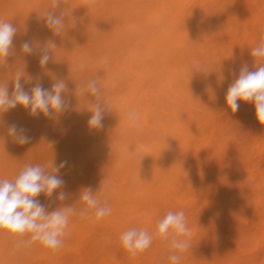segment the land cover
<instances>
[{
  "label": "bare ground",
  "instance_id": "bare-ground-1",
  "mask_svg": "<svg viewBox=\"0 0 264 264\" xmlns=\"http://www.w3.org/2000/svg\"><path fill=\"white\" fill-rule=\"evenodd\" d=\"M23 1L27 2V0H21V5H16L15 9L17 6L21 7ZM89 1L92 2V11L86 15L81 14L78 16L75 23H73L74 25H72V21L68 22L70 25L67 26H70V28L66 26L61 34H54L46 26L45 19L41 16L26 24L24 21V23H15L14 27L18 25L27 27L25 30L28 31V34V28H30L32 34L26 37V40L38 41L41 47L47 42H52L55 47L50 53L48 64L41 67L38 51L28 55L21 51V45L26 41L23 39L24 41L19 42L21 43L19 49L13 50L5 58L3 64H0V74H10L0 83H7L11 95L14 79L18 75L21 76V83L24 84L25 90L29 93H31V89L36 83H40L48 89L56 81L64 80L67 89L63 96L68 107L66 111L53 117H45L42 114L31 116L29 111L20 105L0 114V123L5 122L0 131V173L6 171L20 172L29 163L41 164L49 172H52L54 168L65 161L66 164L81 163L87 154V156H91L94 152L96 154L101 152L103 146L99 145L98 139L102 136V133L113 132L115 135L111 138L112 148H114L113 159L103 168L102 165L93 169L90 176L84 175V178L87 176V183H85L86 180H83L84 187H90L93 194H96L98 190L97 193H99L101 190L102 198V193L105 197L110 189L111 193L114 191L117 195L116 197L112 193L111 196V198L114 196V201H116V204L113 201L111 202L114 204L112 208L120 210L117 213L119 216L115 228L111 230L112 237L120 238L121 233L136 224L135 218L138 211L135 205L140 195L147 198H159L158 209L163 212L164 216L169 210L175 212L174 209L177 210L179 207V199L184 200L190 197H186L187 193L183 194L180 191L181 196L179 189L181 180L191 173L201 175L203 177L202 182L212 187L210 198L212 197L213 200V196H215L218 203L224 200L222 202L224 204L226 199L231 197V190L230 192L225 190L220 180L236 173L231 178L235 179L238 186L243 185L240 183L246 181L245 178L250 172L249 167L246 166V162L250 160V154L245 152L246 154L243 153L242 156L238 157L235 161L236 166L230 173H227L230 164L223 157L210 156L202 161H194L196 152L202 145L206 144L208 148L221 147L220 140L223 131L228 128V124L214 126L208 120L209 116L214 114L216 106L214 103L218 96L216 95V86L205 81L207 71H202L206 74L187 73L189 69H197L198 66L217 65V62L212 63L210 59L214 57V53L220 56L219 65L224 68L229 61L233 62L240 59L239 53L234 50L238 33L242 31L243 25L246 26L247 22L250 23L253 20L254 23H257L259 0H252L244 4H240L236 0H217V8H211L209 0H199L197 5L190 11L186 6L185 8L188 11L186 13L182 10V6L189 0H150L149 8L142 17L140 15L143 11L138 14L139 17L136 15L137 11L135 12L138 5L137 1L135 4L133 2L134 9V7L129 6V1L127 3L124 0L127 3L125 8L122 7L123 2L120 3L121 6L115 2L119 5L120 15L122 14L121 10L127 12L132 10L135 12H133L135 16L132 17V12L128 14L123 11V19L118 20H116L117 16H113L118 15L117 12H114L113 15L109 14L112 10L114 11L116 5L107 13L108 10L104 11V0ZM107 1H109L108 7H110L111 1ZM18 2L19 0L14 1L15 4ZM153 2L155 6L151 7ZM130 4H132L131 0ZM143 4L146 9L147 2ZM143 6H141L142 9ZM24 7L25 5L22 8ZM139 7L140 5H138V10ZM8 9L7 11H9ZM102 9L103 11H101ZM14 13H17V11L14 10ZM8 21L12 20L8 18ZM157 21L159 26L151 24ZM141 26H145V28L140 29ZM152 26L153 29H148ZM139 29L141 33L138 32ZM148 40H151V42L150 47L148 45L147 49L145 43ZM213 40L214 43H212ZM169 43L173 44L172 48L174 49L172 50L174 53L170 51ZM176 48L182 50L180 55L175 53ZM156 53L159 54V58H156L157 61L154 59ZM103 56L109 58L110 65L104 73H101L98 66L103 64L101 62ZM152 61L154 62L152 63ZM99 74L106 75L101 77ZM235 74H238V72L235 71ZM78 75L81 76L80 80H77L76 83L70 82L72 79L69 78L73 76L76 78ZM97 75L100 77V95L104 103L106 101L105 96H109L110 100L113 99L114 101L112 105L105 103V116L114 110L122 109V115L111 124V130L108 129L110 124L109 126L104 124L105 117L102 120V127L93 129L88 126V120L92 115L89 110L91 107L90 102L93 98L85 96L82 85ZM149 76L152 81L145 80ZM29 79H31V83H25ZM115 80V83H117V80H122L124 83L110 92L104 89V84ZM173 80H177L178 84L172 85L171 81ZM238 103L240 104L241 101H238ZM108 105H110V108H107ZM133 108L140 113V120L134 127L130 126L125 119L126 113ZM151 111L159 113L156 122H152L155 118L151 117L153 116L150 113ZM38 119L40 120L38 121ZM42 120L46 125L55 120H61L65 127L58 134L46 135L39 139L32 138V129L35 126L40 127L43 123ZM12 123L27 130L30 137L28 143L21 145L12 136L8 135L7 125ZM153 123H155V126ZM143 130L148 131V133L152 131L153 137L157 136V138L146 137L148 133L145 134ZM206 132H209V139L202 144L198 137ZM61 143H64V146L58 147ZM76 143L80 145L77 146ZM246 143H243V146ZM184 147H191L192 150L185 151ZM130 161L132 163H128ZM100 167L101 169H98ZM95 170L96 172H94ZM107 171H111L109 173L112 177H110V174L104 176ZM85 184L88 186H85ZM91 184L94 185L91 187ZM72 188L76 189L75 186ZM69 193H71L70 190ZM73 196L74 199L76 196ZM101 197L99 199L103 202L104 199L102 200ZM261 197L264 199V192L254 201L261 200ZM76 198L78 205L82 201H79V197ZM108 199L109 194L107 202ZM229 201L227 200V203ZM62 204L59 203L58 205L62 207ZM82 205L77 208L82 207ZM55 206L54 209L57 208L56 203ZM68 206L70 205L68 204ZM111 215L107 216L108 219L111 218ZM262 215L264 218V214ZM72 219L73 217L70 220ZM198 221L202 223L201 219ZM73 222L77 224V221L73 220L72 225ZM86 226V224L85 226L83 224V229ZM155 227L156 225L149 227L148 230L144 229L149 233H153ZM71 229L73 230L72 227ZM79 229L82 230L81 225ZM241 232L243 231L241 230ZM73 233H75V229ZM153 241L156 243L160 241L159 245L162 246L168 244V241L161 238H154ZM259 243H261V240L257 243V246ZM100 244L102 242L98 237L95 247ZM11 248H13L14 253L15 247ZM91 249L94 250V246ZM236 249L240 250V245L237 244ZM92 250L91 253L93 254ZM117 251L120 252L121 250L118 249ZM156 252L159 253L158 246L153 249L154 255ZM230 252L229 255H224V259H222L223 256L219 252V258L222 256L221 260L217 257L216 259H219L218 262H220L236 257L237 260L238 252L234 251L232 255ZM210 256L214 258L213 254ZM95 257L97 258V256ZM104 263L106 262L103 261L102 264Z\"/></svg>",
  "mask_w": 264,
  "mask_h": 264
},
{
  "label": "rangeland",
  "instance_id": "rangeland-1",
  "mask_svg": "<svg viewBox=\"0 0 264 264\" xmlns=\"http://www.w3.org/2000/svg\"><path fill=\"white\" fill-rule=\"evenodd\" d=\"M14 1L16 0H0V19L8 21L9 18V20H12L10 21V23L13 26L15 25L16 22L18 23L25 22L26 24L30 21H33L34 19H38L40 16L44 18L43 17L44 12L48 8H50L52 4V0H32L31 2L30 0H27V2L23 1L24 4L22 3V6L21 7L19 6L20 7L19 10L18 9L19 7L17 6L15 9V6L19 4L21 5L20 2L21 0H19L17 4H15ZM104 1H105L104 11L108 10L107 13L110 11V9L111 10L113 9V6L116 5V7H114V11L112 10L111 13L109 12V14L112 15L115 14L116 12L118 13V15L117 14L113 15L115 17L117 16L116 20L123 19V13L127 12L121 10L122 14L120 15L119 13L120 9L118 10V6L120 5V3L122 4L123 2L122 7L125 8L129 1V6L132 8L134 7L135 9V5H133V2L135 4L137 1L140 7L144 5L143 3L147 2L148 5L147 4L145 5L146 9L143 6V9L142 7L141 8L139 7L138 10V5H137V8L135 9V12L137 11L136 12L137 17H139L138 14H141L142 11L143 13L142 15H140L141 17L146 13L145 11L147 10V8H149V3H150L149 2L150 0H145V1L131 0L132 4H130V0H125L127 3H125L124 0H110L111 6L108 7L109 1L107 0ZM198 1L199 0H189L184 6H182V10L185 11V13L188 12L187 8H185L186 6H188L189 11L192 10L197 5ZM209 1L211 8H215V7L217 8L216 6L217 0H209ZM236 1L240 2V4H244L252 0H236ZM115 2L118 3L119 5L116 4ZM24 5L25 7L22 8ZM153 6H155L154 2L151 7ZM257 6L259 12L257 23H254L253 20L250 23L247 22L246 26L243 25L242 31L238 33L234 50L235 52L239 53L240 55L239 60L233 62L229 61L225 68L220 67L219 65L220 56L217 53H214L213 54L214 57L210 59L212 60V63L217 62V65L215 64L203 65L202 67L198 66L197 69L196 68L189 69L187 73V74H206V73H202V71H207L208 74L205 81L210 85L213 84V86H216L215 88L216 95L218 96V99L214 103L216 104L214 108V114L210 115L208 120L210 121V124L214 126H222L228 124V128L225 131H223V135L220 140V144H221L220 148L206 147V144L204 143L209 139L208 137L209 132L199 135L198 140L200 139V142L204 145H202L197 150L196 156L194 157V161L196 162L202 161L203 159L210 156L223 157V159L228 161V163L230 164L227 172L230 173L233 171L234 167L236 166L235 164L236 159L242 156L243 153L246 154L245 152H247L250 154L249 156L250 160L247 161L248 163L246 162L247 164L246 166L249 167L248 170L250 172L248 176L245 178L246 181L241 183L239 182L240 184H243L241 185L242 187L236 184L235 179L231 178L232 176L231 174L230 177L226 176V178L220 180V183L222 184L225 190H228L229 192L231 190L230 192L231 197L229 199H226L224 204L222 203L224 201V200L222 201V199H221L222 202L219 201L218 203V199L215 196L213 197L214 199L216 198V200L214 199L212 200V197L210 198L212 187L202 182L203 177L201 175L199 174L194 175V173H191L181 180L182 181L180 182L181 190L179 189V192L182 191L183 194L187 193V196L186 195L185 196L186 197L190 196V197L184 200L183 199L181 200L180 198L178 201L179 207L177 206L178 207L177 210L174 209V211L177 212L183 210L185 212V215L187 217V225L190 230L189 239H190L191 247L189 248V250H187L182 254V259L180 261V264H264V218L262 215L264 214L263 213L264 199L261 197L262 198L261 200L257 199V201H254V199H256L262 192H264V181H263L264 125H261L256 119L255 107L253 103L241 101V103L239 104L238 111L233 113L231 109L228 107L225 99L228 87L238 75V74H233L232 70L237 71L239 73L240 67L244 64H247L249 70H253V71L257 67L254 58H252L250 55V51L253 47L257 45L261 35H264V0H259ZM91 7H92V2L89 0H74V1L64 0V2L61 4V7L57 9L58 10L57 14L65 11L67 8L66 12L68 14L64 18L65 25L67 26L71 21H72L71 22L72 25H74L73 23H75V19H77L78 16H80L81 14L86 15L87 13H90L92 11ZM10 8L13 9V11H11ZM7 9L9 11H7ZM14 10L17 11L18 14L14 13ZM101 11H103V9ZM130 12L133 13L134 11L129 10V12L127 13L129 14ZM27 13L30 14L28 15ZM132 13L131 15L132 17H134L135 14L133 13L134 14L133 15ZM151 24L152 25L156 24L157 26H159L158 21ZM15 28L16 29L19 28V29H17L16 35L14 36L13 39V50L19 49L18 47L21 44L19 42H22L23 39L26 40V37L32 34L30 28H28L29 34L28 31L26 32L25 30L27 29V27L25 28L24 26L18 25ZM68 28H70V26ZM142 28H145V26L140 27V29ZM140 29L138 30V32H140ZM148 29H153V26L152 28H148ZM150 42L151 40H148L145 43L147 49H148L147 47L148 45L150 47ZM212 43H214V40L212 41ZM169 44L171 48L170 51L173 52L172 50L174 49L172 48L173 44L172 43ZM174 51L178 55L182 53V50L180 48H176ZM156 58H159V54L157 53L156 56L154 55V59ZM157 60L158 59H156V61ZM153 62L154 61H152V63ZM98 68L101 73L102 72L104 73L106 70L103 64L99 65ZM8 75L10 74H0V81L4 80L6 77H8ZM103 75L105 77L106 74H99V76L101 77H103ZM80 77L81 76L78 75L76 76V78H74L73 76L72 78L69 79H72L70 80V82L76 83L77 80L81 79ZM149 78L150 76L146 77L145 80L152 81V79L150 80ZM155 81H157V79H155ZM115 82L116 80L107 82L106 84H104V89L109 90L110 92L120 87L124 83V81L122 80H117V83ZM171 84L175 86L178 84V81L173 80L171 81ZM105 100H106L105 103L110 105H112L114 102L113 99L110 100L109 96H105ZM110 105H108L107 108H110L109 107ZM121 113H122V109H119L110 112L109 115L108 114H106V116L105 114L103 115V118L105 117L104 124L107 126H109L110 124L108 129L111 130V124L120 118V115H122ZM150 113H152L153 115L151 117L155 118L154 120H152V122H156L157 119L156 117L159 116V113L157 111H151ZM39 120L40 119H38V121ZM42 121L43 123L40 125V127L35 126L32 129V133H33L31 134L32 138L35 137L39 139L46 135L58 134L65 127L61 120H55L49 125H46V123H44V120ZM4 123L5 122L0 124L3 125ZM153 124L155 126V123ZM1 129L2 127H0V131ZM143 131L145 134L148 133V131L146 130ZM151 132L152 131H149L146 137L157 138V136L153 137ZM113 135H114L113 132L102 133V136H100V138L98 139L99 145L103 146L100 153L96 154V152H94L91 156H87L88 155L87 154L86 156H84L85 159L82 160L81 163L78 164L68 163L66 164L65 167L60 169V171L57 174L60 177H62L63 180L65 181L63 188L58 189L56 192L53 193L51 197H47L43 193H41L38 197H36V199L39 200V202L45 206L47 211L49 212L53 211L54 207H56L55 203L57 205V208L58 206L60 207L61 203H63L62 206H68L69 204L70 206H74L76 208L79 205L83 204L81 202L78 203L77 205L78 200L76 198V197H80L79 193H81V191L85 189L83 180H86L85 183H87L88 182L87 176H90L91 172L93 173V169L102 165L103 168L104 166L108 165L114 157V148H112L113 143L111 142V138L115 136ZM243 143L244 144L246 143V145L243 146ZM63 144L64 143H61L58 147L64 146ZM75 145L79 146L80 144L76 143ZM188 149L192 150L191 147H184L185 151H187ZM128 163H132V162L130 161ZM98 169H101V167ZM96 170L94 172H96ZM109 172L107 171L106 172L107 174H104V176L110 174ZM18 173L19 172L6 171L4 173H0V178H6L12 180L16 177ZM86 174L87 176H85L84 178V175ZM110 177H112L111 174ZM97 183L99 184V182ZM93 185L94 184H91V187ZM74 186L76 189L72 188ZM85 186L88 185L85 184ZM69 190L71 193H69ZM60 191L66 192V199L63 201H60L58 199ZM77 192H78V196H77ZM110 193H111V189L109 190L108 193L109 199L111 201L108 199V202L110 201V205L112 207L114 204H116V201H114L115 200L114 196L111 198L112 193L116 197L117 195L115 194L114 191L111 194ZM182 193L180 192L181 196ZM108 194L107 196L105 195V197L108 198ZM97 195L99 198L101 197V190L99 193H97ZM72 196L73 197L76 196V197L73 199ZM102 196L103 198L101 197V199L105 200L103 193ZM227 200L228 201L230 200L231 203L230 201L229 203H227ZM112 201L114 204L111 203ZM59 203L60 205H58ZM135 206L137 208L138 215L135 218L136 224H134L133 226L137 228H141V229L145 228L148 230L149 227H153L154 225L157 224L158 220L164 217L163 212L160 211V209H158L159 198H147L143 195H140L138 198V202ZM112 210L113 211L111 213L112 214L111 218L108 219L109 217L108 216L107 218L105 217L99 221L95 220L94 217L90 219H80L79 217L76 216L74 219V216H72L73 219L70 220L69 222L70 225H68L66 230V236L64 237V242H67L65 243L67 245L64 244L63 247L58 252H52L44 248L38 242L33 243L30 246L17 249L15 247L16 239L7 232L0 231V247H1L0 264H102L103 261L106 262L104 264L107 263L108 264H170V261L168 259V256L170 254V249L168 247V244L166 246L159 245L160 241L157 243L153 241L151 247H149L145 252L137 256H132L129 253H127L121 247L120 238H114L111 235V230L115 228V224L118 220L119 215L117 213H119L120 211V210L118 211V209L116 208H112ZM106 219L107 221H105ZM199 219L202 220V223L198 221ZM73 220L77 221V224L73 222L74 224H76L75 225L76 228L74 224L73 225L71 224ZM83 224L84 226L85 224L87 225L84 229H83ZM80 225L82 226V230L81 229L78 230ZM71 227L73 228V230L75 229V233H73ZM241 230L243 232H241ZM100 234L101 236H99ZM97 236L101 240L102 244L97 245L95 247L96 241H98ZM258 239L259 241L261 240V243H259L260 245L258 244L257 246V243L259 242ZM92 240H94V242H92ZM237 244L240 245V250L236 249ZM93 246H94V250L91 249V247L93 248ZM157 246L159 249V253H157L158 252L157 250L156 252L157 254L155 253L154 255L153 249ZM11 247H15L14 253L12 251L13 248ZM118 249L121 251L120 252L117 251ZM91 250L93 254L91 253ZM233 250L235 252L236 251L238 252V253L236 252L238 257L237 260L236 257H232L231 260L230 258H228V260L218 262L219 259L221 260L222 256H223L222 259H224L225 254L229 255L230 251L232 255L234 252ZM219 252L222 255L220 256V258H219ZM215 253L217 254V256ZM212 254L214 255V258L210 256ZM95 256H97V258L99 259L97 260ZM216 257L219 259H216ZM11 261L13 263H10Z\"/></svg>",
  "mask_w": 264,
  "mask_h": 264
},
{
  "label": "clouds",
  "instance_id": "clouds-1",
  "mask_svg": "<svg viewBox=\"0 0 264 264\" xmlns=\"http://www.w3.org/2000/svg\"><path fill=\"white\" fill-rule=\"evenodd\" d=\"M64 0H52L43 17L46 26L54 33L61 34L65 30V16L63 11L57 14ZM17 29L10 23L0 19V64H3L13 50V39ZM54 44L47 42L43 47L38 41L26 40L21 45V51L28 55L39 52V64L44 67L50 60V53L54 50ZM254 58L256 69L249 70L247 64L240 67L235 80L230 84L226 92V103L233 113L239 109L238 101L251 102L255 107V116L261 125H264V35L250 51ZM101 62L107 68L110 60L107 56L101 58ZM233 74H235V71ZM20 75L14 79V87L11 95L7 83H0V114L7 112L17 105L29 111V115H43L53 117L67 110L68 104L63 94L67 85L64 80H58L51 88H44L36 83L31 93L25 90L21 83ZM100 77L90 78L82 85L85 96L93 98L89 110L92 115L88 120V126L96 129L102 127L105 111V103L100 95ZM31 83V79L25 81ZM125 119L130 126H136L140 120V113L135 108L130 109ZM3 125L0 124V127ZM7 133L16 142L23 145L29 142L27 130L15 123L7 125ZM62 162L52 172H49L41 164H26L12 180L0 178V231L7 232L16 239L17 249L39 243L44 248L58 252L64 245V237L70 218L77 216L80 219L95 218L99 221L112 213V207L104 200L99 199L97 193L93 194L91 188L81 191L79 201L83 207L62 206L49 212L39 200L41 193L51 197L58 189L63 188L65 181L57 173L66 166ZM58 199H66V193L60 191ZM190 230L187 225V217L183 210L173 212L169 210L166 215L158 220L155 231L149 233L145 229L135 226L128 228L120 235L121 247L130 255L137 256L151 247L154 238L168 241L170 264H180L182 254L189 250Z\"/></svg>",
  "mask_w": 264,
  "mask_h": 264
}]
</instances>
